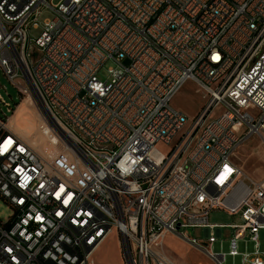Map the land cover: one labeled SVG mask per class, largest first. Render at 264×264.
Segmentation results:
<instances>
[{
  "label": "built area",
  "instance_id": "obj_1",
  "mask_svg": "<svg viewBox=\"0 0 264 264\" xmlns=\"http://www.w3.org/2000/svg\"><path fill=\"white\" fill-rule=\"evenodd\" d=\"M108 60L120 67L101 81ZM0 70L65 144L44 158L0 118V197L12 209L0 264H93L113 231L125 264H175L165 237L196 241L182 220L224 264L213 210L240 220L226 264H264V182L234 161L245 139L264 136V0H0ZM189 81L205 97L191 119L171 103ZM244 244L252 257H238Z\"/></svg>",
  "mask_w": 264,
  "mask_h": 264
},
{
  "label": "rangeland",
  "instance_id": "obj_2",
  "mask_svg": "<svg viewBox=\"0 0 264 264\" xmlns=\"http://www.w3.org/2000/svg\"><path fill=\"white\" fill-rule=\"evenodd\" d=\"M58 0H54L57 2ZM52 17L49 11L43 13L38 22V28H31L29 31L30 37L36 38L41 32L42 23L44 20ZM123 64H127L124 61ZM120 67L111 60L106 61L97 73L98 79L105 81L110 79L108 69ZM0 98L9 104L4 105L0 102V118L4 119L7 116V128L19 135L27 142L38 154L44 158H51L54 155H59L63 150L60 146L65 144L55 135L47 137L43 131V119L34 111L35 100L32 102L23 94H19L17 87H14L0 70ZM22 102L20 106L17 103ZM172 105L175 109L183 112L189 119L196 115L200 108L205 103L203 92L198 89L193 82H187L183 85L177 94L172 99ZM17 107L12 113L8 108ZM216 112L212 116H215ZM54 144V145H53ZM56 145V146H55ZM157 148L162 151H168V146L158 143ZM234 161L241 167L246 176L253 181H264V136L253 134L245 139L242 145L238 148L234 155ZM12 214L11 207L0 197V220L6 221ZM238 216H230L222 211L213 210L209 214V223L231 224L239 223ZM184 234L195 238L198 242H206L204 230L202 228L181 229ZM232 236V230L224 227L221 230V237L218 242L223 247ZM249 239V233L245 236ZM259 248L264 252V229L259 230L257 235ZM204 245L194 247L186 241L175 235H167L164 239L163 248L165 253L175 264H214L203 253ZM212 248V247H211ZM249 250V249H248ZM251 250V249H250ZM93 264H125L120 238L116 232L110 233L102 243L97 247L92 255ZM226 264V262H224Z\"/></svg>",
  "mask_w": 264,
  "mask_h": 264
},
{
  "label": "bare ground",
  "instance_id": "obj_3",
  "mask_svg": "<svg viewBox=\"0 0 264 264\" xmlns=\"http://www.w3.org/2000/svg\"><path fill=\"white\" fill-rule=\"evenodd\" d=\"M17 89L19 91V87H17ZM262 215L264 216V199L262 205ZM224 227L230 228L232 230V233L236 232V223L221 224V228L219 230V237H221V230ZM187 228H190V220H182L181 222L178 223V231ZM194 244L200 247L201 245H204V243L198 241H195ZM213 257H217L219 259V263L226 262V258L232 257V247L231 246L222 247L221 245H217V249L213 250ZM238 257L239 258L252 257V245L244 244V249H238ZM72 264H84V258L80 257V255H72Z\"/></svg>",
  "mask_w": 264,
  "mask_h": 264
},
{
  "label": "water",
  "instance_id": "obj_4",
  "mask_svg": "<svg viewBox=\"0 0 264 264\" xmlns=\"http://www.w3.org/2000/svg\"><path fill=\"white\" fill-rule=\"evenodd\" d=\"M48 121L50 125L55 129V131L62 136L63 131L59 127H57L55 124H53L49 119Z\"/></svg>",
  "mask_w": 264,
  "mask_h": 264
},
{
  "label": "crops",
  "instance_id": "obj_5",
  "mask_svg": "<svg viewBox=\"0 0 264 264\" xmlns=\"http://www.w3.org/2000/svg\"><path fill=\"white\" fill-rule=\"evenodd\" d=\"M185 84H186V83H185ZM185 84H184V85H185ZM21 103H22V102H20L18 106H20ZM16 110H17V107L15 108V111H16ZM257 182H264V181H257ZM204 233H205V232H204ZM217 233H218V231H217ZM175 236H176V235H175ZM164 251H165V250H164ZM166 255H167V254H166ZM167 256H168V255H167ZM168 257H169V256H168ZM169 258H170V257H169Z\"/></svg>",
  "mask_w": 264,
  "mask_h": 264
},
{
  "label": "snow or ice",
  "instance_id": "obj_6",
  "mask_svg": "<svg viewBox=\"0 0 264 264\" xmlns=\"http://www.w3.org/2000/svg\"><path fill=\"white\" fill-rule=\"evenodd\" d=\"M8 143H11V141L9 140ZM226 171H231V169L228 168V166H225Z\"/></svg>",
  "mask_w": 264,
  "mask_h": 264
},
{
  "label": "trees",
  "instance_id": "obj_7",
  "mask_svg": "<svg viewBox=\"0 0 264 264\" xmlns=\"http://www.w3.org/2000/svg\"><path fill=\"white\" fill-rule=\"evenodd\" d=\"M16 105H18V103Z\"/></svg>",
  "mask_w": 264,
  "mask_h": 264
}]
</instances>
